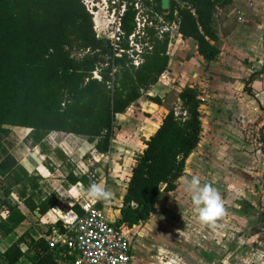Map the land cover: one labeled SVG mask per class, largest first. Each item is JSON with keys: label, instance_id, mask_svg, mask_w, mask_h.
<instances>
[{"label": "trees", "instance_id": "1", "mask_svg": "<svg viewBox=\"0 0 264 264\" xmlns=\"http://www.w3.org/2000/svg\"><path fill=\"white\" fill-rule=\"evenodd\" d=\"M233 1L169 0L165 11L162 0H143L142 8H151V18L137 33L140 9L136 0H129L119 18V40L112 42L96 34L85 0H0V154L9 155L4 140L11 137L12 128L30 129L36 143L53 132L58 134L49 140H63L59 133L72 134L75 141L79 135L97 138L101 151L103 139L114 137L117 117L126 114L170 70L171 34L169 30L159 33L153 15H161L169 26L176 25L180 37L193 40L198 54L210 65L221 53L217 14ZM140 33L147 41L140 43L143 50L137 53L130 38ZM136 56L141 59L138 66ZM202 95L195 87L182 88L177 96L180 111H168L135 157L121 205L123 223L144 224L163 194L177 189L202 140ZM149 100L162 106L159 96ZM91 174L92 169L78 176L71 170L67 181L88 188L97 183ZM33 178L22 165L0 177V235H15L27 220L19 205L4 209V198L15 194L29 212L41 216L59 205L55 196L37 201L27 194L25 183ZM96 208H103L100 202ZM74 209L84 214L78 203ZM38 231L45 235L36 239L26 231L5 251L0 248V259L8 264L25 258L30 264H61L63 251L52 249L47 240L53 228L44 225Z\"/></svg>", "mask_w": 264, "mask_h": 264}, {"label": "crops", "instance_id": "2", "mask_svg": "<svg viewBox=\"0 0 264 264\" xmlns=\"http://www.w3.org/2000/svg\"><path fill=\"white\" fill-rule=\"evenodd\" d=\"M225 10H229V13H234V10L238 12L241 20L237 32L248 36L258 30L261 35L264 34V0H234ZM258 63L264 64V54ZM218 85L209 87L212 101L201 106L204 109V112L200 109L202 140L189 158L183 177L199 175L202 182L216 188L224 198L227 215L214 229L202 224L190 197L183 191L180 179L174 192L163 194L148 221L142 225L129 226L123 223L121 209L128 179L118 204L111 201L104 205L100 202L103 207L100 210L107 211L106 216L112 217L109 219L107 216L109 222L122 230L130 241V264H264V143L263 140L258 142L257 138L249 140L245 132L246 128L258 126L260 120L264 119V70L252 79L246 91L241 87L239 93H235L228 84ZM14 129L18 131L17 134L10 137L11 140H4L9 155L4 157L0 154L1 178L22 165L34 176L25 186L27 194L34 195L37 201L55 196L59 205L54 210H63L61 202L67 205L78 203L80 207L90 203L96 207L98 202L89 201L84 195L87 188L80 183L69 184L67 176L71 170L77 176L91 169L95 171L86 166L85 160L89 154L101 153L97 150V138L79 135V144L75 140H49L50 135L58 134L53 132L41 143H36L30 137V129L12 128V132ZM59 134V137L72 135ZM112 147L111 140L110 151ZM202 149L206 158L202 157L203 164L197 165L201 158L196 161V156L203 153ZM46 159L51 164L49 162L47 165ZM192 159L197 163L190 166ZM93 160L98 161L95 156ZM61 170L65 171V184L48 190L49 177ZM13 196L17 200L15 206H20L27 219L32 216L40 226L50 225L53 230H65L61 222H55L52 211L46 216L38 212L31 213L15 194L3 199L4 209L15 207L5 204ZM43 218L46 220L41 224L39 221ZM38 234V238L45 235L44 232ZM138 252L142 255L140 262L136 261L139 260L136 258ZM0 263L8 264L3 259H0Z\"/></svg>", "mask_w": 264, "mask_h": 264}, {"label": "rangeland", "instance_id": "3", "mask_svg": "<svg viewBox=\"0 0 264 264\" xmlns=\"http://www.w3.org/2000/svg\"><path fill=\"white\" fill-rule=\"evenodd\" d=\"M128 1L85 0L86 7L93 17L96 34L99 32L100 38L116 42L115 35L118 32L119 18ZM142 1L136 0V8L140 9L136 16V23L137 28L141 27V29L145 20L148 17L151 18L149 13L151 8L150 11L142 8ZM229 12V10L221 11L216 17L215 23L220 37L219 49L221 54L213 65H207L203 61L193 40H184L180 37L176 25L169 26L164 22L161 15H153V19L157 21L156 27L159 33L169 30L171 34L169 50L171 65L169 72H167V80L160 81L157 86L152 87L145 93L144 97L133 105L126 114L117 117L112 139L113 147L109 154L102 155L98 153L97 155L94 152L93 155L89 154L85 160L86 166L95 170L92 172L91 178L98 179L97 183H102L111 189L113 193L112 202L115 204H118L121 193L131 175L134 159L143 151L146 141L157 131L162 119L170 109H175L177 113L180 111L177 96L182 88L186 86L197 88L203 94L204 104H209L212 101V94L208 92L211 90L209 87L213 84H217L218 87V84H228L232 87L233 92L239 93L241 87H244L245 91L248 90L252 79L263 73L264 64L258 62L264 54V37L262 38L264 34L261 35L258 30L248 34V36L245 33L237 32V25L240 23L241 18L237 15V11L234 10V13ZM146 41L147 39L140 33L137 34L136 38L134 36L130 38V46H134L135 51L140 53L143 50L140 43ZM140 61L141 59L136 56L135 64L140 63ZM150 96H159L163 100L162 106L149 100ZM200 109L204 110L202 107ZM257 125L246 128L245 132L250 138L249 140L257 138L256 140L259 142V140H264V119H261ZM17 132L14 129L11 137L15 136ZM25 132L27 133V131ZM231 132L235 134L234 131ZM61 138L63 140H73V137L66 135H62ZM204 139H206L205 136ZM6 140H11V138ZM93 156L97 158L98 163L94 162ZM205 156L204 151L199 157L196 156V161L201 158V162L198 161L197 163L192 159L190 166H193L194 163H197V165L203 164L202 157ZM49 162L51 164V161L46 159L45 163L49 164ZM91 164L93 166H89ZM49 167L51 168V166ZM64 177V170L56 172L53 177H49L51 181L47 182L48 190L55 189V186L59 184L64 185ZM16 203L15 196L5 201V204L11 208ZM61 204L63 209L68 207L65 202H61ZM107 216L109 219L112 218L108 214ZM40 220L39 222L43 224L42 222L46 219ZM38 224L37 219L29 216L27 221L15 232V235L0 236V248L3 250L8 247L26 231L32 232L33 236L38 238V228L40 227ZM130 237H132V234ZM23 248L26 249V246H23ZM138 253H136V258H139V260L136 259V261L140 262L142 255ZM28 262L29 259L25 258L20 264H28Z\"/></svg>", "mask_w": 264, "mask_h": 264}, {"label": "built area", "instance_id": "4", "mask_svg": "<svg viewBox=\"0 0 264 264\" xmlns=\"http://www.w3.org/2000/svg\"><path fill=\"white\" fill-rule=\"evenodd\" d=\"M142 29L137 28V33ZM120 34L119 24L116 42ZM97 35L100 37L99 32ZM135 65L138 66L139 63ZM165 80L167 72L160 77V81ZM81 209L84 212L82 215L74 209V204H69L63 210L52 209L53 219L61 222L65 230L55 228L47 240L52 249L63 251L61 264H130L131 243L123 231L111 224L105 212L94 205L87 203L81 205ZM69 211H72L71 216L67 215Z\"/></svg>", "mask_w": 264, "mask_h": 264}, {"label": "clouds", "instance_id": "5", "mask_svg": "<svg viewBox=\"0 0 264 264\" xmlns=\"http://www.w3.org/2000/svg\"><path fill=\"white\" fill-rule=\"evenodd\" d=\"M181 184L183 191L190 197L195 207L199 221L214 229L227 215L222 195L211 184L202 182L199 175L182 177ZM84 195L89 201L101 202L104 205H108L113 199L111 189L102 183L95 182L88 186ZM71 213L72 211H69L67 215L71 216Z\"/></svg>", "mask_w": 264, "mask_h": 264}, {"label": "water", "instance_id": "6", "mask_svg": "<svg viewBox=\"0 0 264 264\" xmlns=\"http://www.w3.org/2000/svg\"><path fill=\"white\" fill-rule=\"evenodd\" d=\"M162 8L163 10L167 11L170 8V2L169 0H162ZM159 128V127H158ZM110 138H104L101 146V153L103 155H107L110 153Z\"/></svg>", "mask_w": 264, "mask_h": 264}]
</instances>
